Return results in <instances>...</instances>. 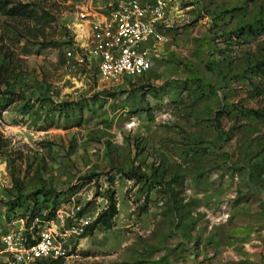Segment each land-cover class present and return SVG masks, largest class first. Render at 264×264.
Instances as JSON below:
<instances>
[{
  "label": "rangeland",
  "instance_id": "1",
  "mask_svg": "<svg viewBox=\"0 0 264 264\" xmlns=\"http://www.w3.org/2000/svg\"><path fill=\"white\" fill-rule=\"evenodd\" d=\"M6 1L49 23L0 15L1 249L42 192L92 222L115 193L113 229L73 238L63 264H189L197 248L211 264L247 234L239 220L264 215V0H167L173 56L116 86L93 56L66 63L86 41L74 4Z\"/></svg>",
  "mask_w": 264,
  "mask_h": 264
},
{
  "label": "built area",
  "instance_id": "2",
  "mask_svg": "<svg viewBox=\"0 0 264 264\" xmlns=\"http://www.w3.org/2000/svg\"><path fill=\"white\" fill-rule=\"evenodd\" d=\"M75 7L76 34L86 41L66 50V63L83 68L93 56L103 85L147 75L169 42L167 0H81ZM77 200L62 195L49 220L37 216L28 227L22 219L19 230L10 228L2 239L0 264L54 263L77 256L73 238L83 237L101 213H95L92 222Z\"/></svg>",
  "mask_w": 264,
  "mask_h": 264
},
{
  "label": "crops",
  "instance_id": "3",
  "mask_svg": "<svg viewBox=\"0 0 264 264\" xmlns=\"http://www.w3.org/2000/svg\"><path fill=\"white\" fill-rule=\"evenodd\" d=\"M69 5L76 6V0H70L68 2ZM168 29L165 32H170V21L168 19ZM174 47L168 44H165L161 48L160 56L157 59V64H163L164 61L171 59L172 51ZM173 56V55H172ZM163 61V62H162ZM164 67V66H163ZM161 67V68H163ZM160 68V69H161ZM262 185V190L264 194V184ZM261 204V203H260ZM247 203H244L243 207L246 209ZM258 219H254L250 215L245 217V219H240V221H245L248 225V230L246 231V235L242 236L241 238L238 236L240 233L235 232L228 237V245L225 247H219V249L215 250L216 257L212 261L211 264H264V215L263 212H260V207H257L255 210ZM261 226V229L258 227ZM251 237L257 239L255 243L259 244V246L250 245L248 243V239ZM262 241V243H261ZM245 244V246L243 245ZM196 251V253H195ZM187 262L189 264H206L204 261V255L202 250L200 251L199 248L193 249L190 253L186 254Z\"/></svg>",
  "mask_w": 264,
  "mask_h": 264
},
{
  "label": "trees",
  "instance_id": "4",
  "mask_svg": "<svg viewBox=\"0 0 264 264\" xmlns=\"http://www.w3.org/2000/svg\"><path fill=\"white\" fill-rule=\"evenodd\" d=\"M0 15L12 19L26 18L32 21H43L45 23H49L46 18L39 17V15L34 11V9H31L29 5L19 4L11 7V3L6 0H0ZM259 68H262V71H264V63L259 65ZM59 198L60 196L55 195L52 192H42L31 196L25 203V220H27L26 225L29 227L33 219L37 216L42 217L44 220L52 218L59 206ZM84 210H86V208ZM118 214L119 211L117 201L115 199V193L110 192L106 208L99 214L92 225L88 227L87 232L83 235V237L93 234L99 226H102L105 230L113 229L115 226V219ZM53 264H63V260L55 261Z\"/></svg>",
  "mask_w": 264,
  "mask_h": 264
}]
</instances>
